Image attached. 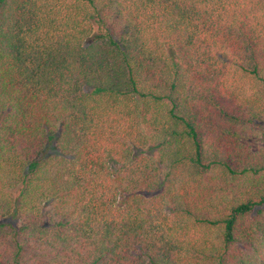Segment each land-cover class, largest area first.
I'll return each mask as SVG.
<instances>
[{
    "label": "trees",
    "instance_id": "obj_1",
    "mask_svg": "<svg viewBox=\"0 0 264 264\" xmlns=\"http://www.w3.org/2000/svg\"><path fill=\"white\" fill-rule=\"evenodd\" d=\"M0 264H264V0H0Z\"/></svg>",
    "mask_w": 264,
    "mask_h": 264
}]
</instances>
